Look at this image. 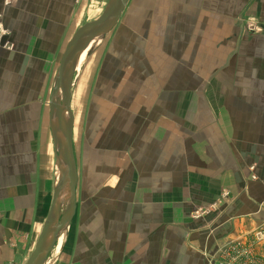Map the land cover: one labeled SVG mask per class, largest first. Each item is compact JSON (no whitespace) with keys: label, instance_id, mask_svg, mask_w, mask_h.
Returning a JSON list of instances; mask_svg holds the SVG:
<instances>
[{"label":"crops","instance_id":"1","mask_svg":"<svg viewBox=\"0 0 264 264\" xmlns=\"http://www.w3.org/2000/svg\"><path fill=\"white\" fill-rule=\"evenodd\" d=\"M103 1L0 0L12 46L0 52V264L25 263L51 202L37 94H50L66 42ZM181 4L128 0L116 24L137 20L139 34L156 35L142 50H184V66L226 68L213 94H171L134 124L110 155L115 186L83 214L76 204L60 263L213 264L225 243L264 227V58L252 53L264 51V34L232 21H264V0H184L178 20Z\"/></svg>","mask_w":264,"mask_h":264},{"label":"rangeland","instance_id":"2","mask_svg":"<svg viewBox=\"0 0 264 264\" xmlns=\"http://www.w3.org/2000/svg\"><path fill=\"white\" fill-rule=\"evenodd\" d=\"M105 2L89 10L86 19L98 16ZM181 7V10L174 12L178 20L184 15V0ZM232 21L247 33L264 34V21L253 16H240ZM132 23L138 21L122 20L97 45H92L82 57L80 69L74 77L71 95L74 114L72 141L78 171L76 204L80 211L86 202L101 203L100 196L108 195L109 189H112L107 185L109 181L115 186V180L110 175L117 169V159L112 161L110 155L118 154V150L122 151L130 141L134 124L137 128L139 120L151 115L156 107L164 106L171 94H213L212 80L226 68L184 66V50H142L139 47L155 46L148 41L155 39L156 35L139 34L142 30H134ZM182 37L183 34L177 31L176 38ZM252 53L253 60L264 58V51ZM241 58L244 59V54ZM233 85L236 86L235 79ZM49 95L37 94V105L45 132L43 143L47 166L44 168L48 172L46 177L53 180L55 143L48 125ZM80 95L81 102L78 103ZM178 99L179 96L176 101L184 100ZM193 101L195 105L196 99ZM120 154L123 155L122 152ZM73 223L70 221L64 229L66 234ZM62 253L60 245L52 250L46 264H63L60 263Z\"/></svg>","mask_w":264,"mask_h":264},{"label":"water","instance_id":"3","mask_svg":"<svg viewBox=\"0 0 264 264\" xmlns=\"http://www.w3.org/2000/svg\"><path fill=\"white\" fill-rule=\"evenodd\" d=\"M127 2L128 0H107L98 16L76 28L61 53L49 95V116L52 117L56 111L59 117L56 130H51L55 143L54 186L47 215L33 250L24 264H46L59 236L75 214L78 171L72 141L74 114L71 95L76 53L90 35L100 31H104L106 35L116 25Z\"/></svg>","mask_w":264,"mask_h":264},{"label":"built area","instance_id":"4","mask_svg":"<svg viewBox=\"0 0 264 264\" xmlns=\"http://www.w3.org/2000/svg\"><path fill=\"white\" fill-rule=\"evenodd\" d=\"M3 6H7L10 0H2ZM9 31L3 25V14L0 12V52L12 48L7 40ZM227 195L226 192L223 193ZM205 212V211H204ZM264 251V227L253 230L246 242H227L218 250L213 264H264L258 259V251Z\"/></svg>","mask_w":264,"mask_h":264},{"label":"bare ground","instance_id":"5","mask_svg":"<svg viewBox=\"0 0 264 264\" xmlns=\"http://www.w3.org/2000/svg\"><path fill=\"white\" fill-rule=\"evenodd\" d=\"M103 37H104V31H100V32H97V33H95L93 35H90L89 37H87L82 42V44L80 45V47H79V49H78V51L76 53L75 75L78 72V70L80 69L81 59L84 56V54L89 50L90 47H92V45H97L99 43L98 41L99 40H102ZM80 98H81V95L79 96V98H77V99H79L78 100V103L81 102V99ZM58 120H59L58 114H57L56 111H54V113L52 114V117L49 116V118H48L49 127H51V130H56V128L58 126V122H59ZM65 208H66V205H64V208L63 209L65 210ZM63 232H65V231H63ZM62 233H61V235L59 236V238H58V240L56 242V245L54 247L55 250L61 245V242H62Z\"/></svg>","mask_w":264,"mask_h":264}]
</instances>
